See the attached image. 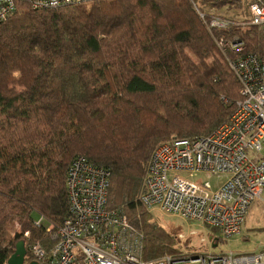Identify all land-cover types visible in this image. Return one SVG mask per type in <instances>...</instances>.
Segmentation results:
<instances>
[{"label": "trees", "instance_id": "trees-1", "mask_svg": "<svg viewBox=\"0 0 264 264\" xmlns=\"http://www.w3.org/2000/svg\"><path fill=\"white\" fill-rule=\"evenodd\" d=\"M230 1L203 4L241 3ZM195 2L102 0L42 11L18 2L0 25V264L20 242L28 263L32 244L53 247L77 157L110 170L107 209L142 232L145 260L179 253L139 203L149 159L166 140L213 133L240 98ZM244 35L247 52L264 55V34L252 27Z\"/></svg>", "mask_w": 264, "mask_h": 264}, {"label": "built area", "instance_id": "built-area-1", "mask_svg": "<svg viewBox=\"0 0 264 264\" xmlns=\"http://www.w3.org/2000/svg\"><path fill=\"white\" fill-rule=\"evenodd\" d=\"M102 0H0V25L15 16L17 3L33 11L58 10ZM217 48V59L226 64L239 84L235 112L213 133L172 138L158 145L146 168L140 203L149 210L181 217L217 229L211 241L219 244L241 234L256 202L264 205V55L247 52L245 31L264 34V0H249L248 17L238 21L203 13ZM238 30L239 32H233ZM220 31L225 35L215 37ZM227 102L225 97H222ZM226 177L214 191L198 175ZM111 172L84 157L75 158L67 172L69 215L52 235L53 247H29L38 264H264V250L257 253L179 252L154 259L143 258L144 236L118 210H108ZM45 222L41 217L38 226ZM47 234L54 226L49 223ZM29 233L25 238H29ZM204 241V240H203Z\"/></svg>", "mask_w": 264, "mask_h": 264}, {"label": "rangeland", "instance_id": "rangeland-1", "mask_svg": "<svg viewBox=\"0 0 264 264\" xmlns=\"http://www.w3.org/2000/svg\"><path fill=\"white\" fill-rule=\"evenodd\" d=\"M203 1L197 0L194 6L200 8L206 14H215L216 16L238 21L244 20L249 15V0H239L241 2L239 6L227 3L220 8H215L212 4H203ZM206 23L207 20H205ZM224 103L227 104V102ZM197 179L210 182L214 191L218 190L219 186L223 185L226 181L225 176L220 178L208 177L206 174L198 175ZM143 208L152 216V222L154 221L162 226L168 234L177 239L178 243L175 247L179 252L183 251L189 254L210 252L215 254H221L222 252L249 254L264 250V205L260 201L256 202L250 210L241 234L226 241L220 239L219 244L210 239L212 236L214 238L218 237L219 232L217 229L206 227L197 222H190L178 216L165 214L159 209L149 210L144 206ZM38 217L37 214H34V218ZM12 232L14 233L15 230H12ZM214 245H217V247H214Z\"/></svg>", "mask_w": 264, "mask_h": 264}, {"label": "water", "instance_id": "water-1", "mask_svg": "<svg viewBox=\"0 0 264 264\" xmlns=\"http://www.w3.org/2000/svg\"><path fill=\"white\" fill-rule=\"evenodd\" d=\"M214 247H217V245H214ZM7 264H38L35 261L27 262V249L24 242H20L17 245L15 253L11 256V258L8 260Z\"/></svg>", "mask_w": 264, "mask_h": 264}, {"label": "crops", "instance_id": "crops-1", "mask_svg": "<svg viewBox=\"0 0 264 264\" xmlns=\"http://www.w3.org/2000/svg\"><path fill=\"white\" fill-rule=\"evenodd\" d=\"M143 189H144V187H143ZM125 216V215H124ZM127 218V217H126ZM128 220V219H127ZM129 222V221H128ZM130 223V222H129ZM131 224V223H130ZM132 225V224H131ZM133 226V225H132ZM134 228H136L135 226H133ZM137 229V228H136ZM139 231V230H138ZM140 232V231H139ZM140 233H142V232H140ZM144 236V235H143ZM143 245L145 246V244H144V240H143ZM154 259V258H153ZM150 260V259H149Z\"/></svg>", "mask_w": 264, "mask_h": 264}]
</instances>
